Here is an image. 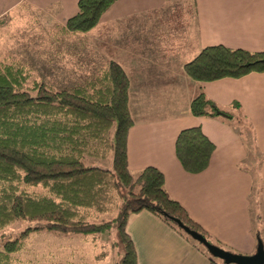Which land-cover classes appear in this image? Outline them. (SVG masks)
I'll list each match as a JSON object with an SVG mask.
<instances>
[{
	"label": "crops",
	"instance_id": "0c3cea01",
	"mask_svg": "<svg viewBox=\"0 0 264 264\" xmlns=\"http://www.w3.org/2000/svg\"><path fill=\"white\" fill-rule=\"evenodd\" d=\"M20 9L40 14L47 27L24 38L29 49L23 56L31 65L20 62L26 67L37 68L32 58L41 57L47 73L53 63L70 70L64 58L85 56L90 47L98 60L72 59L86 70L84 77L107 59L123 68L133 121L126 140L132 173L158 168L169 196L226 248L252 254L256 231L264 244V71L201 83L207 97L231 113L223 118L191 113L198 83L183 69L208 45L264 50V0H115L87 31L66 27L77 0H0V22ZM193 126L215 145L199 172L185 171L174 150L179 131ZM125 229L137 264H223L147 210L131 213Z\"/></svg>",
	"mask_w": 264,
	"mask_h": 264
},
{
	"label": "trees",
	"instance_id": "16d2710c",
	"mask_svg": "<svg viewBox=\"0 0 264 264\" xmlns=\"http://www.w3.org/2000/svg\"><path fill=\"white\" fill-rule=\"evenodd\" d=\"M113 1L77 0V11L66 20L67 29L87 31ZM183 69L198 83L191 113L229 118L231 113L207 97L201 83L264 71V50L208 45L184 62ZM132 122L128 78L112 59L60 88L32 75L20 61L0 60V264H13L32 232L95 239L111 227L122 251L114 264H137L125 224L131 213L140 210L151 212L192 240L211 259L216 257L171 217L234 252L212 238L169 196L158 168L129 170L126 140ZM214 148L199 126L180 130L174 143L176 157L187 172L203 170ZM109 213L114 214L104 217ZM15 222H21L22 228L4 231ZM256 237L260 238L258 231Z\"/></svg>",
	"mask_w": 264,
	"mask_h": 264
},
{
	"label": "rangeland",
	"instance_id": "374dc122",
	"mask_svg": "<svg viewBox=\"0 0 264 264\" xmlns=\"http://www.w3.org/2000/svg\"><path fill=\"white\" fill-rule=\"evenodd\" d=\"M9 14H6L0 22V60L23 61V59H27L30 63L31 60L29 61L28 57L23 56L24 52L28 54L27 50L29 49L24 46L23 40L26 41L24 38L29 36L31 32L35 36L41 31L43 32L47 28L44 25L45 21L41 20L40 14L24 9L15 11L11 13L12 15ZM85 50H90V53L87 52L85 56L77 53L64 58L69 64L67 66L72 71L67 70L65 65L64 69H60L61 67L58 68L53 63V71L47 73L44 69L45 60L41 57L32 58V61H39V63H36L38 69L36 67H28L30 69L33 68L34 72L31 71L32 75L43 77L44 79L48 78L56 88L68 86L70 83L84 78L83 75L86 71L85 69L77 68L72 59L75 61H88L90 58L94 62L99 58V55L97 56V53L95 55L94 50L90 47ZM40 51L41 49L38 52ZM35 69L36 71H41L35 72ZM98 161L103 164L108 163L102 160ZM113 214H105L104 217L108 218ZM21 228L22 223L15 222L13 225L6 227L4 231H18ZM120 254L122 255L121 245L113 227L100 233L95 239L89 235L84 237L82 235L53 232H32L26 239L25 248L14 255L13 264H114L119 261Z\"/></svg>",
	"mask_w": 264,
	"mask_h": 264
},
{
	"label": "water",
	"instance_id": "95a60500",
	"mask_svg": "<svg viewBox=\"0 0 264 264\" xmlns=\"http://www.w3.org/2000/svg\"><path fill=\"white\" fill-rule=\"evenodd\" d=\"M171 220L175 222L176 225L186 232L191 238L198 241L209 254L220 259L223 264H264V244L260 238H257L256 248L252 254L231 252L209 242L201 233L190 229L178 218L171 217Z\"/></svg>",
	"mask_w": 264,
	"mask_h": 264
}]
</instances>
